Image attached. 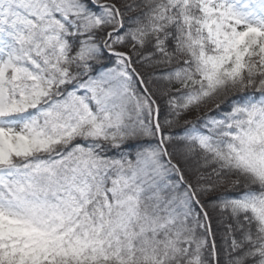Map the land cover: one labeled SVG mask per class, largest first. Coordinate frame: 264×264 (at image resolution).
Here are the masks:
<instances>
[{"label": "snow or ice", "instance_id": "obj_1", "mask_svg": "<svg viewBox=\"0 0 264 264\" xmlns=\"http://www.w3.org/2000/svg\"><path fill=\"white\" fill-rule=\"evenodd\" d=\"M0 264H264V0H0Z\"/></svg>", "mask_w": 264, "mask_h": 264}]
</instances>
